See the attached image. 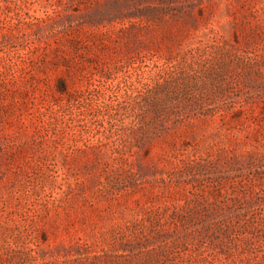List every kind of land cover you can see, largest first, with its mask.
Here are the masks:
<instances>
[{
	"label": "rangeland",
	"instance_id": "374dc122",
	"mask_svg": "<svg viewBox=\"0 0 264 264\" xmlns=\"http://www.w3.org/2000/svg\"><path fill=\"white\" fill-rule=\"evenodd\" d=\"M0 264H264V0H0Z\"/></svg>",
	"mask_w": 264,
	"mask_h": 264
}]
</instances>
